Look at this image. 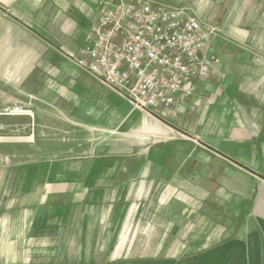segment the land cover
Wrapping results in <instances>:
<instances>
[{"label": "crops", "instance_id": "obj_1", "mask_svg": "<svg viewBox=\"0 0 264 264\" xmlns=\"http://www.w3.org/2000/svg\"><path fill=\"white\" fill-rule=\"evenodd\" d=\"M102 1L0 0V107L118 128L25 160L0 115V264H264V0H161L220 29L219 74L154 111L75 62Z\"/></svg>", "mask_w": 264, "mask_h": 264}, {"label": "built area", "instance_id": "obj_2", "mask_svg": "<svg viewBox=\"0 0 264 264\" xmlns=\"http://www.w3.org/2000/svg\"><path fill=\"white\" fill-rule=\"evenodd\" d=\"M76 64L135 106L154 111L191 96L196 78L217 76L220 29L193 7L161 0H103ZM0 115L32 116L22 104Z\"/></svg>", "mask_w": 264, "mask_h": 264}, {"label": "rangeland", "instance_id": "obj_3", "mask_svg": "<svg viewBox=\"0 0 264 264\" xmlns=\"http://www.w3.org/2000/svg\"><path fill=\"white\" fill-rule=\"evenodd\" d=\"M2 121L3 142L5 144V155L20 153V157L25 160H33L36 157L33 151L44 152L46 154H77L78 152L88 149L95 141L91 139V129H102L104 131L118 130L116 126L106 127H84L61 125L58 121L53 120L55 126H44V117L36 118L34 122L32 118L18 117L10 119L4 117ZM7 118V119H6ZM49 120V119H48ZM98 133V131H96ZM101 133L104 132H100ZM32 137V138H31ZM13 146V147H12ZM18 147V148H16ZM31 153V155H29ZM20 158V160L22 159ZM6 160V159H5ZM10 161H12L10 159Z\"/></svg>", "mask_w": 264, "mask_h": 264}]
</instances>
